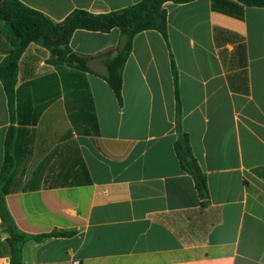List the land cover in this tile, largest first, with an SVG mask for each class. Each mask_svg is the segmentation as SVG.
<instances>
[{
  "label": "crops",
  "instance_id": "1",
  "mask_svg": "<svg viewBox=\"0 0 264 264\" xmlns=\"http://www.w3.org/2000/svg\"><path fill=\"white\" fill-rule=\"evenodd\" d=\"M55 22L142 0H19ZM167 37L137 34L119 99L107 81L119 28L78 29L88 69L31 43L13 112L0 75V184L23 264H264V8L236 0L166 2ZM0 24V67L12 51ZM186 133L206 176L202 198L175 150ZM11 247L0 217V264Z\"/></svg>",
  "mask_w": 264,
  "mask_h": 264
},
{
  "label": "trees",
  "instance_id": "2",
  "mask_svg": "<svg viewBox=\"0 0 264 264\" xmlns=\"http://www.w3.org/2000/svg\"><path fill=\"white\" fill-rule=\"evenodd\" d=\"M189 3L195 0H142L127 8L107 14L95 15L86 10H75L62 22H55L45 14L26 6L19 0H0V22L4 23L12 43V51L0 67V75L9 99L11 112L14 109L15 87L17 83L18 62L31 43H38L50 50L54 63L76 64L87 70V61L69 48L74 32L78 29L108 33L114 28L121 30L124 38L123 48L108 66L107 81L116 96L121 98L122 69L131 52L134 37L148 30H156L167 37L166 2ZM248 7L264 8V0H236ZM14 130L11 128L6 138L4 165L0 174V184L6 180L13 168L11 148ZM176 153L182 167L190 173L202 198L209 195L206 176L194 157L186 133H180L175 144ZM2 228L8 233L11 259L8 264H23L22 250L31 239L44 240L49 237L69 236L72 233L54 231L41 236H27L14 224L5 204L0 201Z\"/></svg>",
  "mask_w": 264,
  "mask_h": 264
},
{
  "label": "built area",
  "instance_id": "3",
  "mask_svg": "<svg viewBox=\"0 0 264 264\" xmlns=\"http://www.w3.org/2000/svg\"><path fill=\"white\" fill-rule=\"evenodd\" d=\"M75 264H80L79 262H75Z\"/></svg>",
  "mask_w": 264,
  "mask_h": 264
},
{
  "label": "rangeland",
  "instance_id": "4",
  "mask_svg": "<svg viewBox=\"0 0 264 264\" xmlns=\"http://www.w3.org/2000/svg\"><path fill=\"white\" fill-rule=\"evenodd\" d=\"M0 24H3L4 25V23H2V22H0Z\"/></svg>",
  "mask_w": 264,
  "mask_h": 264
}]
</instances>
